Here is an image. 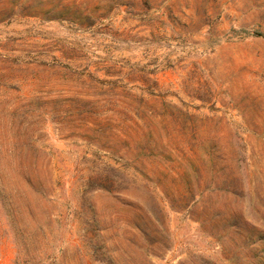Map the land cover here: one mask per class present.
Here are the masks:
<instances>
[{
    "label": "rangeland",
    "instance_id": "374dc122",
    "mask_svg": "<svg viewBox=\"0 0 264 264\" xmlns=\"http://www.w3.org/2000/svg\"><path fill=\"white\" fill-rule=\"evenodd\" d=\"M0 264H264V0H0Z\"/></svg>",
    "mask_w": 264,
    "mask_h": 264
}]
</instances>
